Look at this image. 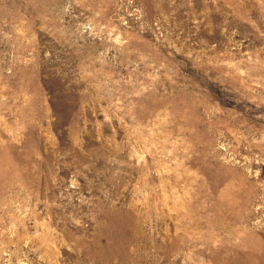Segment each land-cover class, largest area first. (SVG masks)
<instances>
[{
	"label": "rangeland",
	"instance_id": "rangeland-1",
	"mask_svg": "<svg viewBox=\"0 0 264 264\" xmlns=\"http://www.w3.org/2000/svg\"><path fill=\"white\" fill-rule=\"evenodd\" d=\"M0 264H264V0H0Z\"/></svg>",
	"mask_w": 264,
	"mask_h": 264
}]
</instances>
